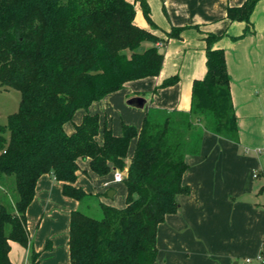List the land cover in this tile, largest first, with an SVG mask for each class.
I'll return each mask as SVG.
<instances>
[{
    "label": "trees",
    "instance_id": "obj_1",
    "mask_svg": "<svg viewBox=\"0 0 264 264\" xmlns=\"http://www.w3.org/2000/svg\"><path fill=\"white\" fill-rule=\"evenodd\" d=\"M258 1L230 6L228 17L249 23ZM139 2L156 26L148 0ZM136 12L130 0H0V86L21 92L19 110L0 123V177H13L17 191L12 208L0 206V264H14L11 241L30 244L27 209L41 176L52 174L67 197L90 195L76 184L81 160L100 176L123 171L127 196L124 207L101 202V219L71 212L70 264H155L159 225L179 208L177 195L190 190L183 182L186 155L200 152L204 128L239 140L225 50L214 46L215 33L206 36L207 71L194 81L190 111L152 110L140 128L124 124L120 135L88 111L128 82L161 71L158 43L166 40L139 26ZM184 29L173 27L167 36L180 38ZM178 81L174 75L161 87ZM79 109L87 112L68 133L64 125ZM40 256L32 250L30 264Z\"/></svg>",
    "mask_w": 264,
    "mask_h": 264
},
{
    "label": "crops",
    "instance_id": "obj_2",
    "mask_svg": "<svg viewBox=\"0 0 264 264\" xmlns=\"http://www.w3.org/2000/svg\"><path fill=\"white\" fill-rule=\"evenodd\" d=\"M130 1L136 6L135 22L166 40L158 43L164 49L163 66L159 75L130 81L91 104L88 111L99 115L101 127L108 124L120 135L124 124L140 128L152 110L190 111L194 81L207 71L208 33L219 35L214 46L225 50L239 127L238 141L203 127L200 152L186 155L183 182L190 190L177 195L179 208L159 225L155 264H258L246 258L264 254V0L257 2L249 23L228 17V8L245 0H148L156 26L146 20L139 0ZM173 27L185 28L180 38H168ZM174 75L179 77L176 84L161 87ZM136 96L146 99L144 107L128 104ZM86 112L79 109L65 130L73 132ZM136 143L131 140L128 161ZM80 167L76 184L90 194L81 201L65 196L52 174L41 176L27 209L31 242L24 247L11 241L14 264H30L32 250L44 249L47 238L53 247L44 256L61 253L62 262L56 264H70L71 212L86 213L83 205L89 209L94 199L100 212L101 202L126 205L127 187L114 180V171L100 176L90 170L89 160H81ZM7 181L0 177V186ZM110 190H115L113 197ZM119 193L121 205L113 203Z\"/></svg>",
    "mask_w": 264,
    "mask_h": 264
},
{
    "label": "rangeland",
    "instance_id": "obj_3",
    "mask_svg": "<svg viewBox=\"0 0 264 264\" xmlns=\"http://www.w3.org/2000/svg\"><path fill=\"white\" fill-rule=\"evenodd\" d=\"M20 102H21V92L16 89V88H4L0 86V123L3 125H6L8 123V117L9 115L17 112L20 107ZM263 152H264V146H263ZM257 183L260 181L256 180ZM6 185L0 186V206L6 205L9 208H12V199H17V191L15 189V181L13 177H9ZM121 186V185H120ZM90 199V198H89ZM122 197L121 194L119 193L114 199L113 203L117 205L122 204ZM96 200L94 199L93 203H90V208L88 209L87 207L83 208L87 214L90 216L95 217L96 215L99 214L100 210L98 202H95ZM103 211L101 210L100 214H102ZM98 218V217H95ZM70 228V226H69ZM28 230H29V221H28ZM69 234V232H68ZM30 235V242H31V231H29ZM50 241L51 246L53 247L52 240L51 238H47L45 247L44 249L38 251L41 252L40 256V262L39 264L42 263L43 258L47 262V264H56V263H61L62 262V254L58 253L54 256H47L45 257L44 255L46 253H49L52 251L51 249H46V245ZM52 253V252H51ZM48 255V254H47ZM45 264V263H44Z\"/></svg>",
    "mask_w": 264,
    "mask_h": 264
},
{
    "label": "built area",
    "instance_id": "obj_4",
    "mask_svg": "<svg viewBox=\"0 0 264 264\" xmlns=\"http://www.w3.org/2000/svg\"><path fill=\"white\" fill-rule=\"evenodd\" d=\"M257 175H255L256 177ZM124 179V172L121 170L114 171V180L116 182H123ZM253 261H257L258 264H264V254H258L255 258L248 257L246 258L247 263H252Z\"/></svg>",
    "mask_w": 264,
    "mask_h": 264
},
{
    "label": "water",
    "instance_id": "obj_5",
    "mask_svg": "<svg viewBox=\"0 0 264 264\" xmlns=\"http://www.w3.org/2000/svg\"><path fill=\"white\" fill-rule=\"evenodd\" d=\"M159 52H160L161 54H163L164 49H163V48H160V49H159ZM145 103H146V99L143 98V97H141V96L132 97V98H130V99L128 100V104H129V105H131V106H135V107H138V108H142V107H144ZM108 194H109L110 197H113V195L115 194V190H110V191L108 192Z\"/></svg>",
    "mask_w": 264,
    "mask_h": 264
}]
</instances>
